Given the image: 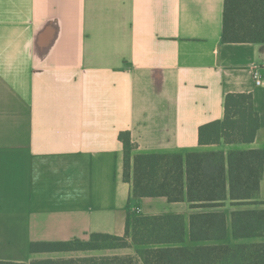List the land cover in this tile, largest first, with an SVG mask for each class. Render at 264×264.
Returning a JSON list of instances; mask_svg holds the SVG:
<instances>
[{
	"label": "crops",
	"instance_id": "crops-1",
	"mask_svg": "<svg viewBox=\"0 0 264 264\" xmlns=\"http://www.w3.org/2000/svg\"><path fill=\"white\" fill-rule=\"evenodd\" d=\"M223 3L0 0V260L133 254L145 246L30 247L123 236L136 207L142 216L183 217L185 241L170 246L264 242L232 229L233 212L264 210V159L256 203L134 198L132 160L124 178L121 132L130 135L132 156L264 153V43L223 42ZM228 93L252 95L254 140L200 144L199 127L223 118ZM209 211L225 214L226 237L192 242L190 216Z\"/></svg>",
	"mask_w": 264,
	"mask_h": 264
},
{
	"label": "trees",
	"instance_id": "trees-1",
	"mask_svg": "<svg viewBox=\"0 0 264 264\" xmlns=\"http://www.w3.org/2000/svg\"><path fill=\"white\" fill-rule=\"evenodd\" d=\"M223 42L264 43V0H224ZM259 128L250 93H228L222 119L199 127L200 144L250 143ZM119 138L124 146V178L130 179L132 196L166 197L169 201L186 198L193 207H215L230 199L233 203H256L263 172L262 149L190 151L185 154L153 153L132 156L134 147L128 132ZM134 215L131 221V215ZM235 237L264 235V210L236 211L232 214ZM227 235L222 212H203L190 216L192 242L222 240ZM112 241L113 245L105 242ZM131 241V242H130ZM185 241L180 215L142 216L136 207L128 213L123 236L92 233L88 241L32 243V253L139 247L133 254L91 255L68 258L32 259L28 264H264V242L170 246ZM163 245V246H155ZM0 264H27L0 260Z\"/></svg>",
	"mask_w": 264,
	"mask_h": 264
},
{
	"label": "built area",
	"instance_id": "built-area-1",
	"mask_svg": "<svg viewBox=\"0 0 264 264\" xmlns=\"http://www.w3.org/2000/svg\"><path fill=\"white\" fill-rule=\"evenodd\" d=\"M254 78H255L256 83L259 84L261 80V75L258 73V71L254 72Z\"/></svg>",
	"mask_w": 264,
	"mask_h": 264
},
{
	"label": "rangeland",
	"instance_id": "rangeland-1",
	"mask_svg": "<svg viewBox=\"0 0 264 264\" xmlns=\"http://www.w3.org/2000/svg\"><path fill=\"white\" fill-rule=\"evenodd\" d=\"M132 212H133V209H132ZM134 217V215L132 214L131 215V221H132V218ZM106 244H109L110 246L111 245H113L114 244V242H112V241H107V242H105ZM111 248H113V247H111ZM115 248V247H114ZM116 248H118V247H116ZM63 258H68V257H63Z\"/></svg>",
	"mask_w": 264,
	"mask_h": 264
}]
</instances>
